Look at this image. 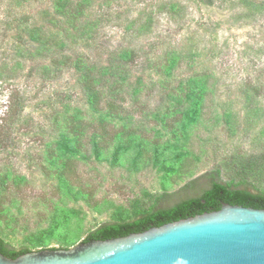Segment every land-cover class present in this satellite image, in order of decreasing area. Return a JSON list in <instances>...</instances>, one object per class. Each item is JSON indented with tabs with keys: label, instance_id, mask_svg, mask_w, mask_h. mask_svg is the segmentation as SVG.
<instances>
[{
	"label": "rangeland",
	"instance_id": "rangeland-1",
	"mask_svg": "<svg viewBox=\"0 0 264 264\" xmlns=\"http://www.w3.org/2000/svg\"><path fill=\"white\" fill-rule=\"evenodd\" d=\"M71 1L80 8L79 28L67 23L56 0H0V207L12 218L9 225V215L0 217V237L16 248L39 249L27 237L46 228L63 202L47 158L51 146L68 122L93 125L103 116L91 107L87 70L78 64L92 67L105 82L99 89L119 98L123 118L109 117L110 124L148 129L149 136L156 125L165 139L172 134L157 118L170 112V121L189 109L186 83L206 74L212 89L210 113L178 143L191 150L194 175L171 189L155 164L137 171L80 158L77 185L114 202L99 214L84 200L66 201L84 216L82 239L121 219V208L133 218L136 199L151 203L149 195L172 193L158 207L172 206L201 195L214 180L233 181L264 156V0ZM127 49L138 57L125 65ZM247 174L264 187V174L261 182Z\"/></svg>",
	"mask_w": 264,
	"mask_h": 264
},
{
	"label": "trees",
	"instance_id": "trees-1",
	"mask_svg": "<svg viewBox=\"0 0 264 264\" xmlns=\"http://www.w3.org/2000/svg\"><path fill=\"white\" fill-rule=\"evenodd\" d=\"M56 9L60 12L67 23L74 28H79L81 23L80 8L76 7L71 0H56ZM138 55L132 49L123 52L125 65L134 63ZM176 58L168 59V72L175 67ZM82 70H87L83 78L84 87L89 92L91 107L103 114L98 122H68L62 133V139L51 146L48 153V161L54 165L55 175L59 178L56 188L58 195L62 196V203L56 205L51 213L49 224L38 232L31 233L27 237L30 245L44 248L51 247L53 242L61 244L62 248H70L81 241L92 239H108L113 237L127 236L132 233L144 232L152 227H161L171 222L187 219L205 212L219 210L223 202L234 205H243L254 208H264V187L248 180L247 173H256L255 179L262 181L264 172V156L249 161V166L242 168L238 180L227 183L213 181L211 186L197 197L185 198L178 203L165 208L158 207L161 198L172 193L161 195H149L152 202L141 199L134 200V217L129 219L128 208L119 209L116 216L121 219L101 225L90 232L85 238V219L76 210L69 208L67 200H84L95 212L103 214L114 207V202L107 197H98L95 191L83 185L80 187L75 181L77 163L84 157L90 161L93 157L100 161H113L118 167L130 166L133 170H143L151 164L162 167L166 172L164 188L171 189L174 184L185 181L194 175L191 150L186 145H179L182 139L191 138L195 128L203 122L206 114L210 113L209 98L212 94L208 76L200 74L193 80H189L187 98L190 107L186 111L176 113L173 120L168 121L169 113L159 116L163 118V127L171 132V138L165 139L161 130L153 126L154 134L148 135V129L142 130L132 125L113 126L107 120L111 118H123L122 105L118 97L103 92L100 86L105 87L104 79L96 75L92 67L78 64ZM93 69V71H92ZM195 82V84H192ZM170 93V89L168 88ZM186 98V96H185ZM181 100V99H179ZM181 102V101H180ZM170 111V110H169ZM176 111H181L176 109ZM88 139V140H86ZM88 143V144H86ZM263 159L262 162L260 160ZM192 164V165H191ZM21 179V178H20ZM193 182V181H192ZM250 184L254 189L243 187ZM89 186V185H88ZM190 185H187V187ZM79 188V189H77ZM147 196L148 193L146 192ZM9 215L5 208L0 207V217ZM12 218L7 220L10 225ZM0 250L11 258H16L24 253L33 251L29 245L16 248L11 243L0 237Z\"/></svg>",
	"mask_w": 264,
	"mask_h": 264
},
{
	"label": "water",
	"instance_id": "water-1",
	"mask_svg": "<svg viewBox=\"0 0 264 264\" xmlns=\"http://www.w3.org/2000/svg\"><path fill=\"white\" fill-rule=\"evenodd\" d=\"M0 264H264V208L223 202L219 210L144 232L44 248Z\"/></svg>",
	"mask_w": 264,
	"mask_h": 264
}]
</instances>
